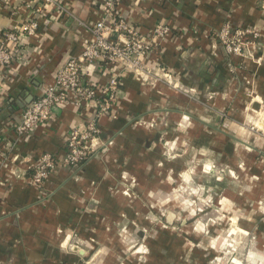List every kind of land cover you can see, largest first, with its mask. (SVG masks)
<instances>
[{
	"label": "crops",
	"instance_id": "1",
	"mask_svg": "<svg viewBox=\"0 0 264 264\" xmlns=\"http://www.w3.org/2000/svg\"><path fill=\"white\" fill-rule=\"evenodd\" d=\"M61 1L66 10L41 20L21 61L0 66L3 139L15 136L24 91L35 97L51 84L60 63L79 55L91 38L81 23L100 17V0ZM19 5V0H0V35L24 20L26 11ZM117 8L142 33L159 21L170 26L171 35L143 62L157 74L169 72L179 88L162 77L122 71L114 117L99 118L102 137H113V144L80 171L61 159L68 130L87 119L91 106L55 107L46 123L21 136L15 145L18 160L0 164V264H207L204 248L186 244L184 228L153 226L157 216L146 192L167 189L165 180L145 178L138 198L121 193L120 172L150 169L158 152L153 141L159 134L169 138V129L184 123L183 115L191 118L188 137L196 147L204 146L209 155L219 150L240 156L248 168L264 171V42L247 46L242 56L227 57L215 35L229 22L257 30L263 40L264 0H119ZM108 75L100 65L92 72L99 83ZM127 114L141 123L132 125ZM44 152L56 163L38 186L28 177ZM261 182L264 187L263 176ZM256 245L264 252V241Z\"/></svg>",
	"mask_w": 264,
	"mask_h": 264
},
{
	"label": "built area",
	"instance_id": "2",
	"mask_svg": "<svg viewBox=\"0 0 264 264\" xmlns=\"http://www.w3.org/2000/svg\"><path fill=\"white\" fill-rule=\"evenodd\" d=\"M2 1V0H1ZM8 1V0H3ZM119 0H100V17L91 24L81 23L91 35L77 56H67L56 68L51 84L25 104L20 118L14 123L13 139L0 137V164L7 165L18 160L15 145L21 136L34 127L46 123L53 116V109L71 104L78 109L91 106L87 119L71 127L65 140V151L61 163L78 170L85 163L100 154V150L112 145V137H102L99 118L113 116L121 86L122 71H129L139 77L154 76L169 81L171 74L161 71L157 74L143 62V56L156 47L169 35L167 23L156 22L146 33L118 12ZM18 8L26 11L24 20L0 35V66L8 67L22 59V49L27 39L35 35L40 22L65 11L61 0H19ZM227 57L242 56L247 46L258 43L260 33L250 27H233L224 22L215 33ZM230 59V58H229ZM96 65L108 68L109 75L104 83L92 77ZM163 70V69H162ZM1 74V72H0ZM3 75L0 76V80ZM4 80V79H3ZM253 127V126H252ZM256 128L259 127L256 125ZM255 128V129H256ZM55 157L49 152L41 154L31 167L28 180L42 186L50 170L55 166Z\"/></svg>",
	"mask_w": 264,
	"mask_h": 264
},
{
	"label": "rangeland",
	"instance_id": "3",
	"mask_svg": "<svg viewBox=\"0 0 264 264\" xmlns=\"http://www.w3.org/2000/svg\"><path fill=\"white\" fill-rule=\"evenodd\" d=\"M167 84L179 88L172 75ZM126 118L132 125L141 123L139 117L127 114ZM182 119L184 123L169 129V138L159 134L153 141L158 152L150 169L120 172L121 193L138 198L144 194L138 187L142 181L165 180L167 189L146 192L157 216L153 226L157 222L173 230L184 228L186 244L204 248L207 264H264V252L256 245L259 239L264 241V171L248 168L240 156L220 155L219 150L209 155L204 146L196 147L188 137L191 118L183 115ZM110 147L100 150L95 159H102Z\"/></svg>",
	"mask_w": 264,
	"mask_h": 264
},
{
	"label": "water",
	"instance_id": "4",
	"mask_svg": "<svg viewBox=\"0 0 264 264\" xmlns=\"http://www.w3.org/2000/svg\"><path fill=\"white\" fill-rule=\"evenodd\" d=\"M24 95H26V99L24 100V102H19V107H24L25 104H27L28 102H30L34 96L32 94H28L27 91H24L23 93Z\"/></svg>",
	"mask_w": 264,
	"mask_h": 264
}]
</instances>
